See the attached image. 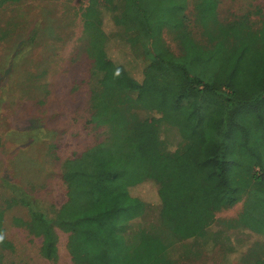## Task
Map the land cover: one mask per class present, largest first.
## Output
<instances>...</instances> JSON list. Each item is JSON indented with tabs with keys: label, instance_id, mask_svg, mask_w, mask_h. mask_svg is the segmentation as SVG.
<instances>
[{
	"label": "trees",
	"instance_id": "trees-1",
	"mask_svg": "<svg viewBox=\"0 0 264 264\" xmlns=\"http://www.w3.org/2000/svg\"><path fill=\"white\" fill-rule=\"evenodd\" d=\"M187 1L88 0L84 51L96 78L89 122L103 127L104 138L61 162L65 201L52 219L24 192L5 205L27 209L28 219L14 223L41 238L45 259L58 257L59 230L67 235L72 264H180L200 253L181 234L189 214L204 226L197 233L204 242L215 240L207 234L214 224L264 238V16L259 27L246 17L222 22L219 0H195L203 37L196 40L183 22ZM107 13L144 62L146 86H135L126 69L109 58L102 28ZM164 29L178 54L165 44ZM142 113L156 115L158 129H174L175 151L148 149L150 123ZM186 142L197 150L194 161L184 156ZM159 178L166 183L157 215L148 221L149 206L131 190ZM238 203L236 218H215ZM3 221L0 207V264L2 252L13 250ZM245 264H264V253Z\"/></svg>",
	"mask_w": 264,
	"mask_h": 264
},
{
	"label": "rangeland",
	"instance_id": "rangeland-1",
	"mask_svg": "<svg viewBox=\"0 0 264 264\" xmlns=\"http://www.w3.org/2000/svg\"><path fill=\"white\" fill-rule=\"evenodd\" d=\"M87 4L88 0H0V207L4 209L3 236L13 246V250L2 252V264H72L65 233L56 230L58 257L47 260L40 254L41 238L14 223L15 219H28L27 209L19 204L5 205L24 192L35 208L52 219L65 201L61 162L104 138L103 127L89 122L88 99L96 78L84 51L82 14ZM195 4V0L187 1L183 22L192 36L201 40ZM217 14L222 22L246 17L259 27L264 0H219ZM102 28L108 37L109 58L126 69L135 86L149 84L142 77L144 62L139 53L125 44L122 31L108 13ZM162 38L174 54L179 53L165 29ZM261 105L264 108V98ZM141 117L150 123L145 137L151 152L178 148L174 129L164 125L158 129L156 115L142 113ZM184 156L192 161L197 157L190 142H186ZM165 183L159 178L156 183L145 182L131 190L149 206L148 221L157 215L158 197ZM241 207L238 203L221 210L215 218L234 219ZM203 227L192 214L183 220L181 234L200 253L180 264H245L264 253L260 235L214 224L207 234L215 240L204 242L197 234Z\"/></svg>",
	"mask_w": 264,
	"mask_h": 264
}]
</instances>
